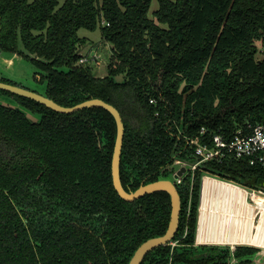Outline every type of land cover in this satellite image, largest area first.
Wrapping results in <instances>:
<instances>
[{
    "label": "flooded vegetation",
    "instance_id": "af4514ba",
    "mask_svg": "<svg viewBox=\"0 0 264 264\" xmlns=\"http://www.w3.org/2000/svg\"><path fill=\"white\" fill-rule=\"evenodd\" d=\"M20 58L35 69L31 88L0 73V95L14 102L0 104V264H129L152 239L156 244L138 264H227L229 251L195 241L200 169L189 163L199 161L198 141L183 119L166 122V138L160 135L153 141L150 133L132 135L140 158L136 160L124 153V128L118 165L126 194L158 182H169L175 189L178 220L169 237L174 206L167 191L145 192L128 201L116 189L112 115L99 107L57 112L23 94L65 108L94 99L81 92L73 95L72 87L59 98L53 96L45 67L34 64L21 48L11 52L0 46V67L8 70ZM73 117L90 121V127H72ZM63 120L66 125L59 127ZM76 139L79 143L70 142ZM167 143L170 151L163 157ZM149 145L156 149L151 157L158 156L154 170ZM250 251L236 247L233 254L239 258Z\"/></svg>",
    "mask_w": 264,
    "mask_h": 264
},
{
    "label": "trees",
    "instance_id": "16d2710c",
    "mask_svg": "<svg viewBox=\"0 0 264 264\" xmlns=\"http://www.w3.org/2000/svg\"><path fill=\"white\" fill-rule=\"evenodd\" d=\"M60 1L0 0V46L11 52L21 48L45 67L53 96L72 87L73 95L86 93L114 106L125 128L123 150L131 160L140 159L132 135L150 133L153 141L167 137L168 120L178 124L183 119L198 144L209 148L214 135L231 139L264 123V56H259L264 0H157L153 19L148 17L151 0ZM97 27L111 50L103 77L79 64L84 39L77 32ZM83 120L73 117L72 127H90ZM65 125L63 120L59 127ZM170 146H163V157ZM154 151L149 145L151 170L158 164V156L151 157ZM203 166L195 192L203 172L264 188L259 182L264 166L247 159L225 156ZM247 249L246 255L255 251Z\"/></svg>",
    "mask_w": 264,
    "mask_h": 264
},
{
    "label": "water",
    "instance_id": "95a60500",
    "mask_svg": "<svg viewBox=\"0 0 264 264\" xmlns=\"http://www.w3.org/2000/svg\"><path fill=\"white\" fill-rule=\"evenodd\" d=\"M23 94L34 97L36 100L46 104L49 108L57 111V112H62V113H69V112H74L76 110H80L83 108H87V107H99L102 108L104 110H106L108 113H110L114 119L115 125H116V143H115V148H114V157L113 160L116 161V172H115V166H114V175L116 176V189L119 192L120 196L125 199V200H132L133 198H137L140 195L144 194L145 192H151L154 190H165L167 191L170 196H171V200L174 206V209L171 213V220H170V224H169V229L167 231V235L170 237L172 235V233L175 230V227L177 225V220H178V206H179V200H178V196L176 194L175 189L169 184V182H165V183H155V184H149L148 186L138 189L136 192H134L133 194H126L124 193L121 185H120V181H119V171H118V165H119V159H120V153H121V147H122V141H123V134H124V125H123V121L122 118L120 116V113L110 104L100 100V99H90L88 101H84L81 102L79 104H76L75 106L71 107V108H65V107H61L57 104H55L54 102L50 101V100H46L43 98H39L36 95H32V94H26L23 92ZM205 152H209L208 150H205ZM209 160H203L201 162H199L197 159L190 162L189 164L192 166L194 164H197V167H201L204 168V164H206ZM181 170H184V168H182ZM215 182V183H222V184H227V185H232L233 187H235L236 189L242 191L245 194V202L247 205H249L250 207H255V197L259 198V199H263L264 200V188H258V189H252L249 187H246L238 182L232 181V180H228L224 177L215 175V174H211L209 172H203L200 175L199 178V189H198V203H197V207H196V225H195V233H194V237H195V241L196 243H198L197 241V235H198V229H199V219H200V215H201V208H202V203H203V198H205L208 195V205H206L207 210L211 212H214L215 209L212 208V210H210V205L212 203V201L216 202L215 197L212 196V193H205L203 191V185L205 182ZM164 186H161L163 185ZM210 196V197H209ZM213 199V200H212ZM219 203V202H217ZM254 215H253V221L256 218V215L259 214L262 217V214L259 212L258 209L254 208ZM253 226V224H252ZM157 242V239H152L149 240L148 242H146L145 244H143L135 253V255L133 256L131 262L129 264H138L140 259L142 258L143 254L145 253L146 250H148L149 248H151L152 246H154ZM200 244V243H198ZM201 245H212V244H202ZM216 246H220L221 249L227 250L230 252V259H228L227 264H264V251L262 249H260L259 245H249V244H236L233 246H229V245H225V244H215ZM236 247H247V248H252L255 251L250 254V255H246L244 257H240L237 258L233 252L235 250Z\"/></svg>",
    "mask_w": 264,
    "mask_h": 264
},
{
    "label": "bare ground",
    "instance_id": "6f19581e",
    "mask_svg": "<svg viewBox=\"0 0 264 264\" xmlns=\"http://www.w3.org/2000/svg\"><path fill=\"white\" fill-rule=\"evenodd\" d=\"M203 191L204 194L212 193V196L219 203H216L215 211L210 213L206 208L208 195L203 198L197 235L198 243L229 246L249 244L260 247L263 245L259 236H252L251 234L252 224H254L252 222L254 208L259 210L264 219L263 199L255 197L256 206L250 207L246 204L245 194L242 191L232 185L211 181L204 183Z\"/></svg>",
    "mask_w": 264,
    "mask_h": 264
},
{
    "label": "rangeland",
    "instance_id": "374dc122",
    "mask_svg": "<svg viewBox=\"0 0 264 264\" xmlns=\"http://www.w3.org/2000/svg\"><path fill=\"white\" fill-rule=\"evenodd\" d=\"M31 3L33 0H27ZM174 1V0H172ZM63 3V0L60 1V4ZM158 9L157 0H151L148 17L153 19L152 13ZM79 38L84 39V44L79 47V53L81 54V59L83 63L81 65L90 67L92 73L97 76L103 77L106 75V66L111 53L110 45L105 43L100 36L99 28L97 27L93 31L86 29H79L77 32ZM9 58V54H4ZM35 69L32 64L25 59H16L13 60V66L9 67L8 70H5L3 67H0V73L3 74V77L11 78L17 82L22 83L26 87L33 86V72ZM115 80L119 81V78ZM34 83V84H33ZM39 92H41L40 86H34ZM0 104H14L13 100L6 95H0ZM260 184H264V179L259 180ZM215 203V204H214ZM216 202L212 201L210 205V210L216 206ZM251 229L252 236H259L262 239L263 245L260 249L264 251V219L261 218V215L257 214L253 222ZM254 230V231H253ZM261 230V231H260ZM258 231V232H257ZM260 234V235H259Z\"/></svg>",
    "mask_w": 264,
    "mask_h": 264
},
{
    "label": "built area",
    "instance_id": "2783aa9c",
    "mask_svg": "<svg viewBox=\"0 0 264 264\" xmlns=\"http://www.w3.org/2000/svg\"><path fill=\"white\" fill-rule=\"evenodd\" d=\"M259 56H264V43L259 48ZM83 63V59L79 60ZM150 104L155 103L151 99ZM205 133L201 128L200 134ZM213 147L198 144L196 154L199 162L203 160H221L225 156H233L235 159H247L250 165L259 164L264 166V123L254 126L249 134L243 135L237 132L231 139L224 138L221 135L212 137ZM208 150L209 152H205Z\"/></svg>",
    "mask_w": 264,
    "mask_h": 264
}]
</instances>
